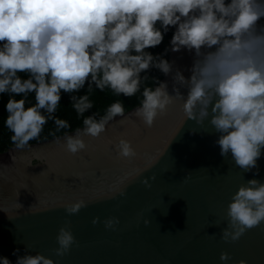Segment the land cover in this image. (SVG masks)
Segmentation results:
<instances>
[{
  "label": "clouds",
  "instance_id": "obj_1",
  "mask_svg": "<svg viewBox=\"0 0 264 264\" xmlns=\"http://www.w3.org/2000/svg\"><path fill=\"white\" fill-rule=\"evenodd\" d=\"M262 18L264 0H0V93L25 97L35 93L36 101L27 109L25 99L7 101L5 125L13 133L11 142L16 149H25L49 120H54L57 130L70 128L67 120L53 115L61 91L78 92L87 82L89 93L95 85L101 92L110 89L117 96L133 97L148 79L141 73L156 68L168 76L175 61L170 63L145 49L160 45L171 26L175 28L171 51L194 50L190 78L178 69L174 72V95L169 94L166 81L156 80L154 89L143 87L140 106L129 115L117 100L99 119L96 113L87 116L83 128L64 136V149L72 155L85 150V137L100 138L117 117L122 118L117 121L120 124L135 117L150 128L179 102L184 122L203 126L207 121L219 133L215 143L222 157L231 154L236 167L244 173L257 169L254 175H259L257 161L264 149ZM19 72L28 73L29 78L22 80ZM180 88L187 89L186 96ZM70 99L78 116L93 108L89 95H71ZM114 150L120 159L136 156L131 141L124 138L114 144ZM142 183L151 187L148 178ZM119 195L125 193L120 190ZM61 205L73 215L87 202L80 198ZM227 221L221 230L225 242H236L264 223V183L250 179L240 185L227 206ZM118 224L117 217L104 220L106 229L115 230ZM56 242L53 252L58 258L77 245L67 225L58 230ZM19 251L12 253L17 257L15 264H55L43 254L25 251L20 256ZM228 259V253L220 254L221 261ZM0 264L13 262L0 256Z\"/></svg>",
  "mask_w": 264,
  "mask_h": 264
},
{
  "label": "water",
  "instance_id": "obj_2",
  "mask_svg": "<svg viewBox=\"0 0 264 264\" xmlns=\"http://www.w3.org/2000/svg\"><path fill=\"white\" fill-rule=\"evenodd\" d=\"M170 42L173 72L161 82L174 95V72L190 78L196 57L194 50L172 52ZM180 91L187 95L186 88ZM120 119L100 138L85 137L87 148L76 155L64 149V137L0 155V256L13 264L16 249L20 256L40 253L55 264H264V223L236 242L221 239L227 206L240 185L250 179L264 183V149L259 175L257 169L244 173L231 154L220 155L219 133L207 121L184 122L179 102L150 128L135 117L123 124ZM120 138L136 150L131 160L117 158ZM145 178L151 187L142 183ZM80 198L87 206L68 215L61 204ZM109 217L119 219L115 230L104 226ZM66 225L77 245L58 258L56 236ZM222 252L230 259L221 261Z\"/></svg>",
  "mask_w": 264,
  "mask_h": 264
},
{
  "label": "trees",
  "instance_id": "obj_3",
  "mask_svg": "<svg viewBox=\"0 0 264 264\" xmlns=\"http://www.w3.org/2000/svg\"><path fill=\"white\" fill-rule=\"evenodd\" d=\"M157 27H160L159 23L157 24ZM174 31L175 28L170 26L169 31L167 33H163L164 39L162 43L155 48L145 49V51L150 52L153 56L160 55L162 56V58L169 61V41L171 40ZM166 49L167 52L165 51ZM18 75L22 80L29 78L28 73L19 72ZM144 75H147L148 79L142 84L141 91L133 97H125L123 96V94L117 96L113 94L110 89H105L103 92H101L99 89L95 88V85H93L92 92L89 93L87 82L85 86L78 92L69 94L61 91V100L59 102L57 111L53 115L56 118L67 120L70 124V128L57 130L54 120H49L47 124L44 125L43 131L41 132L40 136L37 139L29 141L28 146H35L54 139L62 138L65 135L75 133V130L77 128H83L84 118L96 113L97 119H99V117L105 115L107 107L117 100L124 104L125 114L135 110L136 107L140 106V101L143 99V87H152L154 89L157 86L156 80L162 81L164 77V74L156 68H151L146 73H141L142 77ZM71 95H76L78 97L89 95V99L93 103V108L85 112L83 116H78L75 112V109L72 107L73 102L70 99ZM9 99H25L26 109L27 107L33 106L36 103L35 93H29L27 97H25L23 94L16 95L9 93H0V155L5 154L11 149L15 148V145L11 142V135L13 133H11V131L8 130L5 125V121L8 116L6 104ZM41 111L43 112V110Z\"/></svg>",
  "mask_w": 264,
  "mask_h": 264
}]
</instances>
